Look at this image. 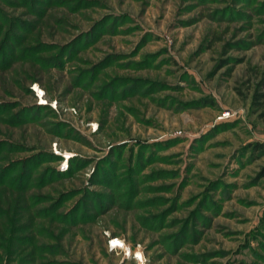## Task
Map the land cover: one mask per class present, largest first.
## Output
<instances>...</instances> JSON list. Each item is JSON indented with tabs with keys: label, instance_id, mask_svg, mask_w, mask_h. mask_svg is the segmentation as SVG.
<instances>
[{
	"label": "rangeland",
	"instance_id": "rangeland-1",
	"mask_svg": "<svg viewBox=\"0 0 264 264\" xmlns=\"http://www.w3.org/2000/svg\"><path fill=\"white\" fill-rule=\"evenodd\" d=\"M263 78L264 0H0V264H264Z\"/></svg>",
	"mask_w": 264,
	"mask_h": 264
},
{
	"label": "trees",
	"instance_id": "trees-1",
	"mask_svg": "<svg viewBox=\"0 0 264 264\" xmlns=\"http://www.w3.org/2000/svg\"><path fill=\"white\" fill-rule=\"evenodd\" d=\"M261 83L264 85V78L261 80ZM264 97V91L254 90L252 93L251 105L253 106L256 115L262 119L264 122V102L261 100ZM252 148L257 149L259 152L264 153V144L261 142H254L251 144ZM259 175H264V160L259 167Z\"/></svg>",
	"mask_w": 264,
	"mask_h": 264
},
{
	"label": "built area",
	"instance_id": "built-area-1",
	"mask_svg": "<svg viewBox=\"0 0 264 264\" xmlns=\"http://www.w3.org/2000/svg\"><path fill=\"white\" fill-rule=\"evenodd\" d=\"M112 239H115V238H112ZM112 239H111V240H112ZM112 244H113V245H116V244H118V242L115 241V242H113Z\"/></svg>",
	"mask_w": 264,
	"mask_h": 264
},
{
	"label": "bare ground",
	"instance_id": "bare-ground-1",
	"mask_svg": "<svg viewBox=\"0 0 264 264\" xmlns=\"http://www.w3.org/2000/svg\"><path fill=\"white\" fill-rule=\"evenodd\" d=\"M37 89H38V88H37ZM39 93H41V91H40ZM112 241H113V242H115V241H116V238H115V240H114V239H112Z\"/></svg>",
	"mask_w": 264,
	"mask_h": 264
}]
</instances>
